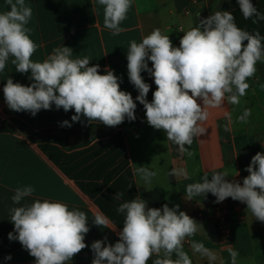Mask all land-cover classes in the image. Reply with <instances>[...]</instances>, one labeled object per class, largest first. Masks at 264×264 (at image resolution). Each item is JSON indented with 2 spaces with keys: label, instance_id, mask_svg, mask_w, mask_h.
I'll return each instance as SVG.
<instances>
[{
  "label": "clouds",
  "instance_id": "1",
  "mask_svg": "<svg viewBox=\"0 0 264 264\" xmlns=\"http://www.w3.org/2000/svg\"><path fill=\"white\" fill-rule=\"evenodd\" d=\"M103 7V24L112 35H119L121 27L131 10L134 0H96ZM244 19L253 23L264 20L252 0H237ZM9 10L0 12V73L10 62L21 74L30 71L28 86L14 82L11 77L3 86V96L10 110L30 112L35 116L40 110H74L72 122L85 118L89 123H102L115 127L135 121L136 101L143 105L147 124L163 130L166 139L178 146L181 154L193 156L190 146L194 139L207 131L203 125L209 118V108H221L225 102L239 105L247 95V82L257 72V64L264 62V36L250 33L235 22L230 11H215L199 20L188 30L181 29L183 36L179 46H174L169 35L160 28L153 29L140 42L131 40L127 47V75L129 82L138 91L133 99L130 92L121 89L122 77L110 67L103 74L100 65L91 64V57L73 55L67 46L55 47L42 62L32 56L39 45L31 38L33 29L28 25L33 16L32 7L26 0H5ZM246 42V43H245ZM149 61L151 67H149ZM143 72L153 78L156 90L151 102L147 96L151 85L146 83ZM229 124L230 113H225ZM251 109H244L236 118L238 123H248ZM61 126L71 127L68 120ZM224 131H231L225 124ZM249 174L229 181L227 171L214 172L209 179L205 174L202 182L186 186L185 199L205 197L211 193L216 203L232 198L247 205L252 216L264 222V153L257 152L245 168ZM133 174L145 184H151L157 176L149 166H136ZM167 175L173 178H189L183 167L172 168ZM238 175V173H237ZM35 188L31 185L17 187L11 197L10 222L14 231L9 240L18 241L34 257V264H71L72 259L83 249L86 234L90 231L89 218L85 211L70 208L58 200L31 197ZM122 194L117 193V199ZM180 206L161 208L148 207V202L137 195L121 203L117 209L124 214L122 231L114 244L95 240L91 244V264H193L185 250L190 240L193 253L215 264L216 254L203 242L191 240L203 228ZM93 224L115 230L105 215L96 212ZM230 264H237L239 252L228 248ZM175 256V258H173ZM153 257H155L153 259ZM11 260L12 256L5 257Z\"/></svg>",
  "mask_w": 264,
  "mask_h": 264
},
{
  "label": "crops",
  "instance_id": "2",
  "mask_svg": "<svg viewBox=\"0 0 264 264\" xmlns=\"http://www.w3.org/2000/svg\"><path fill=\"white\" fill-rule=\"evenodd\" d=\"M255 1L258 0H252ZM26 3L33 9L28 25L34 30L31 38L39 45L33 61L42 62L55 47H70L74 58L91 57L92 65H100L101 74L105 67L114 70L122 77L121 89L130 92L134 100L138 91L129 82L126 59L131 40L140 42L143 36L160 28L178 47L183 36L181 29L188 30L215 11L239 8L237 0H134L127 19L121 24L124 31L114 36L104 27L103 7L96 0H26ZM6 10L9 9L5 0H0V12ZM30 74V71L17 72L10 62L0 73V129L4 130L0 132V264H34L35 258L30 255L24 259H5L25 251L20 243L9 245L8 234L14 231L9 210L17 206L11 197L14 189L26 185L33 186L35 192L24 203L35 199L58 200L87 213L90 231L85 243L88 247L78 253L71 264H91V244L95 240L107 237L106 244L117 242V233L122 231L124 221V214L117 209L137 195L148 202V207L178 204L179 210L201 223L203 228L190 239L203 242L212 250L217 256L215 264H230L229 247L239 252L237 264H264V222L256 220L246 210L247 205L237 208V201L230 197L216 203L211 193L190 201L184 198L186 186L202 182L205 174L211 179L214 172L227 171L226 179L241 183L249 174L245 168L264 140V62L257 64L255 76L247 81L250 87L239 105L225 102L221 108L208 109L210 115L203 125L207 131L194 139L189 149L193 152L191 158L181 154L178 146L166 139L163 130L147 124L142 104L135 110V121L127 120L109 135L86 144L73 133L102 123H89L83 117L80 122H72L74 110H57L55 105L51 110H40L35 116L10 110L3 96L6 79L11 77L14 82L28 86L32 83ZM142 76L151 85L147 96L151 102L156 85L148 72H143ZM246 108L251 109L248 123L236 122ZM225 113L231 114L232 123L229 124ZM15 120L35 134L27 137L14 130L17 128ZM64 120L72 126L62 127ZM225 124L231 131H224ZM46 131L61 136L62 141L44 138L51 136L44 134ZM135 165L149 166L157 173L151 184H145L133 174ZM174 167H183L189 178L169 177L167 173ZM117 193L122 194L119 199L115 197ZM214 205H220L228 213L226 234L209 218ZM96 212L108 217L115 230L93 224ZM184 247L193 264L208 263L207 258L192 252L190 240Z\"/></svg>",
  "mask_w": 264,
  "mask_h": 264
},
{
  "label": "trees",
  "instance_id": "3",
  "mask_svg": "<svg viewBox=\"0 0 264 264\" xmlns=\"http://www.w3.org/2000/svg\"><path fill=\"white\" fill-rule=\"evenodd\" d=\"M252 3L256 6V8L258 9V11L260 13H264V0H258V1L252 2ZM230 12H232L233 15L235 16V22L237 23V25L239 27L249 31L250 33H255L258 31V32H260V34L262 36H264V20H259L257 23L252 22V20L255 19V17L246 20L243 18L242 13L240 12L239 8H237L233 11H230ZM139 106H140V103L138 102L137 108ZM126 121H127V119L124 122H126ZM14 122L17 125V128L14 130L21 131L27 137H30L33 134H35L26 125H24L22 122L17 121V120H15ZM120 125H118V126H120ZM118 126L109 127V126H105L103 124H91V125L87 126L85 129H83L82 131L75 132L73 134L79 135L82 139V143L86 144V143H89L94 138L109 135ZM0 132H4V130L0 129ZM6 132H9V131H6ZM48 133L51 134V136L44 137V138L49 139V140H53V141H62L61 136L54 135V134H52L51 131L44 132V134H48ZM31 140L34 141L33 138ZM173 258H175V256H173ZM205 264H208V263H205Z\"/></svg>",
  "mask_w": 264,
  "mask_h": 264
},
{
  "label": "built area",
  "instance_id": "4",
  "mask_svg": "<svg viewBox=\"0 0 264 264\" xmlns=\"http://www.w3.org/2000/svg\"><path fill=\"white\" fill-rule=\"evenodd\" d=\"M258 150L259 152L264 153V140H261L260 143L258 144ZM235 204L237 208L246 205L239 201H237ZM197 216L200 217L201 213H197ZM209 218L213 220L218 225V227H220V229L224 232V234H226V230L224 226L228 224L229 216L225 209H223L220 205L212 206Z\"/></svg>",
  "mask_w": 264,
  "mask_h": 264
},
{
  "label": "rangeland",
  "instance_id": "5",
  "mask_svg": "<svg viewBox=\"0 0 264 264\" xmlns=\"http://www.w3.org/2000/svg\"><path fill=\"white\" fill-rule=\"evenodd\" d=\"M137 109V108H136ZM19 244L16 240H11L9 245ZM29 255V253L25 251H18L16 253L11 254L12 258L14 259H24Z\"/></svg>",
  "mask_w": 264,
  "mask_h": 264
}]
</instances>
